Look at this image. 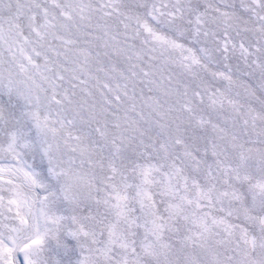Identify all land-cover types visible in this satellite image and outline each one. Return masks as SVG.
I'll return each mask as SVG.
<instances>
[{"label":"snow or ice","instance_id":"obj_1","mask_svg":"<svg viewBox=\"0 0 264 264\" xmlns=\"http://www.w3.org/2000/svg\"><path fill=\"white\" fill-rule=\"evenodd\" d=\"M0 264H264V0H0Z\"/></svg>","mask_w":264,"mask_h":264}]
</instances>
